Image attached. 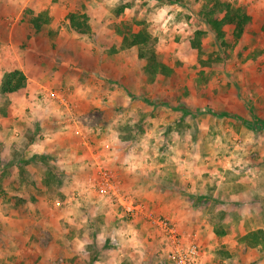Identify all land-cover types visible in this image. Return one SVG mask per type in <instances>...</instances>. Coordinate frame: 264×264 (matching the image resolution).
<instances>
[{
    "label": "rangeland",
    "instance_id": "1",
    "mask_svg": "<svg viewBox=\"0 0 264 264\" xmlns=\"http://www.w3.org/2000/svg\"><path fill=\"white\" fill-rule=\"evenodd\" d=\"M205 1L141 0L139 5L141 9L144 7L145 17L137 21L144 23L152 38V45L142 50L145 58L138 57L137 47L121 49L118 36L84 38L87 51L77 54L87 65H81L78 70L80 76L84 75L80 78L82 82L60 88L76 93V98L66 100V96H60L59 100L49 94L44 101L55 103V107L27 110L31 113L30 119L20 121L22 128L27 129L19 132L13 142L16 147L12 145L7 151L15 153L18 165L0 162V200L3 204L12 202L16 208L0 210V251L6 243L13 242L11 235L6 237V220L10 217L17 220L22 231L27 220L43 221L46 206L73 202L66 199L71 197L75 182H84L96 161H103L119 183V174L125 170L151 172L155 183L175 181L181 187L187 182L179 180L183 173L190 181L189 187L196 190L207 187L209 192L217 190V181L230 183L226 184L227 191L220 193L221 199L217 195L211 197L213 192H208L211 201L205 205L209 208L231 209V212L213 211L212 220L214 223L217 219L223 223L224 218L244 221L245 229L250 231L251 227L254 228L251 231L262 230L264 234V129H253L245 122L250 119L264 122V108L260 113L256 107L261 102L258 97L264 93V0H218L243 7L253 19L250 30L237 43L231 40L230 28H225L224 43L216 39L198 14ZM152 13L154 16L150 17L154 20L151 21L147 16ZM131 19L136 21L135 17ZM196 31L202 35L198 38L199 46L194 48ZM74 42L78 44V40ZM89 46H93L91 53ZM151 51L158 62L173 71L174 78L151 79L144 74ZM73 59L72 63L80 66ZM247 77L261 82L242 84ZM39 98L42 97L38 95V102ZM9 103L5 98L0 99L1 114L7 112ZM202 109L207 112H197ZM213 113L230 116L217 117ZM49 139L53 141L49 148L65 160L62 165L52 158L54 152L44 154L47 149L32 150L31 157L26 158L25 147L29 143H38L34 147L37 149ZM4 149L7 148H0V155ZM45 169L53 173L49 180L42 179L41 172ZM29 171L36 172V180H26ZM12 172H16L20 183H12ZM244 179L248 186L243 183ZM22 186L33 188L35 195H24ZM246 189L250 193L244 197ZM231 193L241 197L230 200ZM41 201L46 205L41 206ZM28 203L34 204V211ZM236 209L249 214V220L241 218V212ZM34 239L41 245L53 240L45 232L35 233ZM69 247L68 244L65 254L69 253ZM199 253L203 264L201 246ZM61 255L64 259L54 261L56 264L67 260ZM70 261L67 263L72 264ZM10 262L25 264L18 255Z\"/></svg>",
    "mask_w": 264,
    "mask_h": 264
},
{
    "label": "crops",
    "instance_id": "2",
    "mask_svg": "<svg viewBox=\"0 0 264 264\" xmlns=\"http://www.w3.org/2000/svg\"><path fill=\"white\" fill-rule=\"evenodd\" d=\"M117 2L118 0H0V81L4 71L14 69L20 70L27 79L23 93L0 95V99L5 98L10 102L7 112L0 113V148H7L0 155V162L18 165V162L14 160L15 153L7 151L12 145L16 147V143L13 142L18 139L19 132L27 129L22 128L20 121L30 119L29 112L38 107H55L53 105L55 103L44 101L49 94L52 98L55 96H64V98L66 96V100L76 98V93L71 94L60 88L61 85L75 86L82 82L80 78L84 75L80 76L78 70L81 65H87L81 62L77 54L87 51L84 50V38H95L98 35L118 36L113 31V24L122 21L130 22L131 17H135L136 21L143 20L145 17L142 15L144 7L141 9L139 5L141 0H125L123 3L129 2L131 6L125 8L119 17H115L113 8ZM26 7L34 12L47 10L52 21L44 27V30L35 33L33 29L20 21L21 13ZM70 13L85 15L91 33L83 35L70 29L67 20V15ZM127 13L129 15H126ZM123 14L125 18H121ZM150 16L154 14L147 16L149 20H154ZM76 40L78 44H75ZM68 41L71 43L68 44ZM19 45L23 48L20 49ZM92 48L93 46L88 48L90 53ZM62 53H65V56ZM72 57L80 66L72 63ZM259 82L261 79L248 77L241 81L242 84L257 85ZM38 95L42 97L39 98L40 102L37 99ZM261 95L258 97L261 102L256 106L260 113L264 108V93ZM238 108L240 110V107ZM46 114L49 115L48 112ZM236 117L239 119L238 116ZM251 120L245 121L246 124L248 125ZM51 140L44 142V145L40 144L37 149L34 147L38 143H29L25 147V151L28 150L26 158L31 157L32 150L42 152L47 149L48 153L44 152V154H53L54 149L49 148L53 142ZM56 148L60 149L58 146ZM51 156L59 165L65 162L57 155V152ZM182 174L179 180L190 182ZM10 176L12 183L19 182L16 172H12ZM37 177L36 172L29 171L26 180L31 182ZM119 177L122 193L142 205L143 211L138 215L127 214L109 199L100 198L86 189L83 181L75 182L71 197L66 199V202L72 199L74 201L64 202L61 206L55 204L52 207L46 206L43 210V221L42 219L27 220V226L30 228L25 226L22 231L21 227L17 226V220L12 217L5 221L4 228L8 233L6 237L11 235L13 242L6 243L5 248L0 251V262L11 264L10 261L18 255L25 260V264H56L54 261L64 259L61 255L63 253L67 260L79 256L90 264H166L167 253L164 241L154 219L165 217L181 233L197 238L198 245L203 251V264H264V246L249 248L239 243V238L254 228L250 227V231L245 229L244 221L241 219H239L241 222H236L224 218L223 223L217 219L214 223L211 217L213 211L231 212V209H224L225 207L211 209L205 205L207 201L208 203L211 201L207 198L211 196L209 193L213 192L211 197L216 195L220 197L221 192L223 195V192L227 191L226 184L230 183H225L223 180V182L217 181V190L209 192L207 187H201L199 190L191 188L187 182L182 187L181 183L178 184L179 186L174 184L175 181L174 183L161 181L155 183L154 173L146 171L130 173L129 170H125L120 172ZM243 183L248 186L246 179ZM22 187L24 195H35L33 188ZM249 193V189H246L242 195L245 194V197ZM239 196L241 197L235 193L229 195L230 200H238ZM41 202V206L45 204V201ZM27 206L34 211L33 203H28ZM4 209L5 211L16 210L12 202L3 204L0 200V210ZM236 211L241 212V218L244 220L249 218V214L244 215L243 209H236ZM233 223L237 224L236 227ZM248 224L252 225L250 222ZM213 225L224 226L225 234L216 235ZM37 232L39 234L45 232L53 240L48 242V245H41L34 239V234ZM68 244L69 253L65 254ZM219 250L223 252L220 254ZM67 260L64 264H69Z\"/></svg>",
    "mask_w": 264,
    "mask_h": 264
},
{
    "label": "trees",
    "instance_id": "3",
    "mask_svg": "<svg viewBox=\"0 0 264 264\" xmlns=\"http://www.w3.org/2000/svg\"><path fill=\"white\" fill-rule=\"evenodd\" d=\"M125 0H118L117 4L113 8V14L115 17H119L125 8L131 6L130 3H123ZM199 16L204 23L209 27L211 32L215 35L216 39L224 43V38L227 36L225 28H230V37L233 43H237L244 33L250 30L252 24V17L241 6H236L230 1H218L207 0L199 11ZM67 20L70 29L73 31L88 35L91 33L89 24L87 23V17L79 13H70L67 15ZM22 23H25L30 29H33L35 33L44 30V27L49 25L52 18L47 10L34 12L32 9L26 7L21 13ZM113 31L118 35L121 43V49L137 47L139 49V58H145L142 50L152 45V38L144 26L142 21H131L115 23L112 25ZM202 35V32L196 31L194 33V41L192 46L197 48L199 46L198 38ZM144 74L151 79L156 76H165L174 78L173 71L157 61L155 53L152 51L149 57L146 58V64L144 66ZM26 77L17 69L4 71L0 81V95L6 96L11 94H21L26 88ZM198 113L207 112V109L197 110ZM215 116L229 117L228 114L213 113ZM248 125L256 130L264 129V122H258L254 119L248 123ZM43 180H49L53 176V173L47 169L41 172ZM210 197V196H209ZM207 197V198H209ZM25 198V197H24ZM216 235H224V226L213 225ZM262 230L250 231L242 235L239 238V243L249 248H255L264 243V236ZM220 254L223 252L219 250ZM72 264H88L85 263L81 257L76 256L70 261Z\"/></svg>",
    "mask_w": 264,
    "mask_h": 264
},
{
    "label": "built area",
    "instance_id": "4",
    "mask_svg": "<svg viewBox=\"0 0 264 264\" xmlns=\"http://www.w3.org/2000/svg\"><path fill=\"white\" fill-rule=\"evenodd\" d=\"M56 98L62 99L60 96ZM83 185L100 198L117 204L127 214L138 215L143 211L139 202L122 193L119 180L103 161H96L94 170L86 176ZM155 221L164 241L166 264H200L199 245L194 238L179 233L165 217H158Z\"/></svg>",
    "mask_w": 264,
    "mask_h": 264
}]
</instances>
